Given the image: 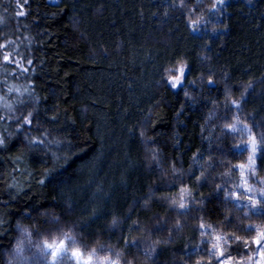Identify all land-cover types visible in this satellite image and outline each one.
<instances>
[{
	"label": "trees",
	"instance_id": "1",
	"mask_svg": "<svg viewBox=\"0 0 264 264\" xmlns=\"http://www.w3.org/2000/svg\"><path fill=\"white\" fill-rule=\"evenodd\" d=\"M216 2L185 0L181 15L168 7L179 0H29L27 15L17 17V0H0V44L12 41L0 49V60L2 53L15 49L25 57L27 69L18 73L14 63L0 62V93L11 107L0 109V115L15 111L26 116L37 109L40 129H47L49 140L78 145L72 153H59L53 179L67 183L55 186L38 183L53 163L42 151L29 149L23 133L0 149V200L9 199L8 185L14 186L12 194L20 193L0 207V215L11 220L8 238L13 245L20 235L17 223L32 230L43 219L34 215L26 220L17 215V207L38 205L42 212H53L54 197L62 205L71 200L78 206L70 228L73 221H87L94 208L103 207V197L111 195L107 210L116 215L112 205L118 203L121 224L113 232L109 216L78 227L79 240L149 264L142 251L126 248L125 240L143 236L151 216L177 215L182 187L191 194V202L185 200L189 213L213 227L215 235L250 240L255 231L241 229L264 228V215L249 212L245 217L248 209L224 202L223 191L216 194L225 173L248 161L249 152L236 149L245 145L247 135L230 133L228 126L237 116L238 127L249 123L257 89L264 83V0H224L212 11ZM192 22L198 31L192 30ZM181 59L192 69L185 83L195 82V88L171 90L160 82L169 73L162 69L175 68ZM210 77L214 86H207ZM7 82L13 85L11 92L3 89ZM250 83L253 88L245 93ZM242 94L247 100L237 113L232 102ZM54 116L55 121L50 119ZM16 127L0 121V134L14 133ZM30 135L39 138L40 132ZM198 152L203 168H193ZM260 157L259 150L258 174L264 172ZM210 161L214 168L207 167ZM202 172L207 179L201 185L196 176ZM134 223L139 230H130ZM236 247L235 240L229 241L233 255ZM200 256L209 258L207 251ZM64 264L73 262L66 257Z\"/></svg>",
	"mask_w": 264,
	"mask_h": 264
},
{
	"label": "snow or ice",
	"instance_id": "2",
	"mask_svg": "<svg viewBox=\"0 0 264 264\" xmlns=\"http://www.w3.org/2000/svg\"><path fill=\"white\" fill-rule=\"evenodd\" d=\"M224 0H217L216 4L213 6L212 11H216L218 8H221ZM29 4V0H17V8L19 9L16 12L17 17H24L27 15L25 8ZM185 6V0H179V3H173L168 5L169 8L179 11L183 15V9ZM193 31H198V27L195 22L191 24ZM12 41H7L6 44H0V49H5L10 47ZM14 56H20V60H14ZM25 57L21 56L19 52H16L13 49L11 52L5 51L2 60L5 65L15 64L18 73H24L27 71L23 67L22 61ZM27 63L31 65L33 61L31 59L27 60ZM164 72L173 71V75L161 76L162 83H165L167 87L171 90H183L186 86H191L195 88V82H189L186 85L187 76L191 73V66L181 59L179 66L175 69H162ZM202 79V77H201ZM227 80L228 77L226 76ZM215 81L210 77L207 81V86H214ZM253 85L250 83L248 88L245 89V93L251 91ZM211 90V89H210ZM11 92L12 89L10 88ZM28 95L31 96L33 93L31 90H26ZM184 96L188 98V92L184 91ZM247 96L242 94L239 102L233 101L232 107H234L237 113L243 111L242 105L246 102ZM39 103V100L36 101ZM22 106L24 102L21 101ZM182 114V113H181ZM51 120L55 121L58 117H51ZM0 121H11L17 127L15 132H8V129L5 128L4 131L8 132L7 135L0 134V149H7L9 144L13 140V137H19L23 133V142L32 150H40L44 153L45 156L49 157V162L53 163L52 168H49L44 175L46 179L40 180L38 183L41 186L47 184L58 185L60 183H67L66 181L54 180L53 177L58 173L55 161L60 159L59 153L67 152L72 153V149L78 147V145L71 142L63 143L59 140L53 141L47 138L48 133L47 129H40V116L37 109L29 112L26 116H16L15 111L8 112L4 115H0ZM34 121L36 122L35 128H33ZM240 124L239 116L236 117L235 123L228 126V132L236 133L239 132L241 136L247 135L248 141L246 145H237L236 149L239 150V154H243V151L247 150L249 152L247 165L241 163L235 166L233 171L239 169L240 171V183L235 184L231 178L224 181V186H216V194L219 195L221 191L224 192V202H232L233 206L237 209L243 210L248 209V212H245V217L248 216L249 212L254 215H264V180H260L257 183L261 187H254L249 183V179L254 177L256 170L258 169L257 164V152H258V140L257 135L253 134L254 129L260 128L264 129V120L259 123H244L243 126L238 127ZM11 127V124L8 125ZM32 131H39V138L32 137L30 133ZM141 137L143 132L140 133ZM260 144H264V132H261L259 135ZM147 143H154L153 141H148ZM261 157L264 159V149H260ZM155 158V157H154ZM203 159L202 153H197L193 157V168L199 166L203 168V165L199 164V161ZM215 162L210 161L207 165L208 168H214ZM248 173L247 177L245 173ZM195 174L194 172L192 173ZM227 176L228 174L225 173ZM191 179V176H189ZM207 177L202 172L201 175L196 176V181L203 184L206 181ZM233 183L232 188H228L227 185ZM13 185H8L9 188V199L0 200V207H7L13 201L17 200L20 193L12 194L11 189ZM182 195L180 197L179 211L178 215H185L190 211L189 205L185 203L186 199H189L190 193L186 188L180 189ZM188 193V195H185ZM112 199L111 195H106L102 199L103 207H96L93 209V213L88 217L87 221L83 223H78L73 221L70 232H64V228L67 227L71 218L75 215L78 204L68 200L65 204H61L53 198L52 208L56 211L48 212L41 211L42 206H36L34 209L31 208L28 204H25L23 209L19 207L16 208V213L19 216H23L26 220H32L34 215H40L43 219H38L34 223L36 227L29 231L22 227L19 223L16 224V231L20 233L21 239H17L13 245L12 239L8 238V233L11 231V220H7L3 215H0V264H64V259L70 257L73 264H134V257L132 261H122L120 253H114L113 255H97V253H104L105 251L111 253V249L105 250L103 247L100 249L94 250L92 253L85 255L84 252L77 247H72L69 253V245H75L77 243L76 229L79 227L81 229L86 228L89 224L94 223L97 220L112 216V231L114 232L117 226L121 224L119 212V205H112L113 210L116 211V215H113V211H109L108 202ZM145 200L148 203H152L150 197H145ZM189 199V203H190ZM246 202V203H245ZM139 203V201H134ZM175 205V202H173ZM130 219V214L125 217V220ZM165 223L160 221L158 218L156 222L149 227L143 229L145 236L140 240L127 241L125 240V247L135 248L138 251H142L143 255L149 260L153 261V264H156L154 257L160 250V246H167L172 243L173 233L179 231L181 225L179 222L175 225L174 228L167 229V238L165 239H156L152 240L153 235L156 233H162L165 231ZM229 223L231 220L229 219ZM47 225V227H45ZM201 235L203 236L208 232L207 227L204 223L200 224ZM130 230H139L138 224H133ZM244 232L255 231V235L249 240L247 238H242L240 236L229 235L225 237L224 235H214L212 240L214 241L211 244V247L207 251L209 257L208 264H264V228H255L252 225H247L243 229ZM52 233L62 234L64 238L58 240H49L43 239L42 236H51ZM33 237H36L34 240ZM6 238H8L6 240ZM23 238L27 239V246ZM235 240L236 242V252L233 255L228 251L229 241ZM202 243H207V241H202ZM255 248H252V246ZM241 246H243V251H240ZM34 249V251H32ZM26 251H30V255H25ZM254 256H258V259H255ZM239 257V259H237ZM196 264H202L200 260L196 261Z\"/></svg>",
	"mask_w": 264,
	"mask_h": 264
},
{
	"label": "rangeland",
	"instance_id": "3",
	"mask_svg": "<svg viewBox=\"0 0 264 264\" xmlns=\"http://www.w3.org/2000/svg\"><path fill=\"white\" fill-rule=\"evenodd\" d=\"M3 54L4 53H2V55ZM0 62H3V60L1 59ZM178 66L179 64L176 67ZM173 74H174L173 71H169L168 73V75H173ZM5 86L6 87L4 88L2 86L5 92H8L9 89L13 87L12 83L10 82H7V85ZM5 97H6L5 93H0V109L3 110L11 109L9 103L5 100L6 99ZM251 109L252 111L250 112V119H249L250 124L259 123L260 121L264 120V83L262 84V86L258 87L257 94L255 95V99ZM8 112L10 111H7V113ZM261 132H264V129L256 128L253 131V134L257 135V140L259 145L257 157H259V150L264 149V144H260L259 142V135ZM247 141L248 140L245 141V145L247 144ZM247 162L245 163V165H247ZM227 174L228 175L227 176L225 175L224 180H228L229 178H231V180L235 184H239L241 182L239 169H236L234 172L231 173L229 172ZM245 175L247 177L248 175L247 171ZM260 180H264V172L262 174L260 173L258 174V171L256 170L255 176L249 179V183L252 184L254 187H261V185L257 183ZM228 186L232 188L233 183H229ZM157 218L162 222H166L165 231L153 235L152 240L167 238V229L174 228L177 222L180 223L181 227L179 231L173 233L171 244L167 246H163V245L160 246V250L154 257L156 264H196L197 260H200L202 264H208L209 258L208 260H203V258L201 257L202 255L200 256V254H202V252L208 251V249L211 247V244L213 242L212 237L215 235L213 227H211L210 225L206 224V222H203L201 220L197 221L196 219H194V215L193 214L191 215V213L189 212L185 215L171 214L163 219L159 218L158 216H151L145 227L151 226L153 223L156 222ZM201 223H204L208 229V232H206L203 236L201 235V230L199 227ZM70 229L71 227L69 228L67 226L66 228H64L63 231L68 232L69 234H73L70 232ZM74 235L76 236L77 243L75 245H71V244L69 245V253L72 247L80 248L85 255H88L92 253L94 250H97L82 244L81 241L79 240L77 232ZM144 236L145 233L143 236L138 237L136 240H140ZM21 238H22L21 235H19V239ZM62 238H64L62 234L52 233L51 236H42L40 239L42 241L43 239L58 240ZM23 239L27 243V239L26 238ZM33 239L35 240L36 237H33ZM202 241H207V243H202ZM252 248H255V246L253 245ZM104 249L105 250L111 249V253L105 251L104 253L98 252L97 255H113V258H115L114 253L118 252L112 250L111 247H104ZM228 251H230V249H228ZM25 255H30V254L28 251H26ZM254 258L258 259V256H254ZM237 259H239V257H237ZM121 260L132 261L133 257L130 254L126 253L121 256ZM204 261L206 262L204 263ZM134 264H140V263H137L134 260ZM149 264H153V261L150 260Z\"/></svg>",
	"mask_w": 264,
	"mask_h": 264
}]
</instances>
